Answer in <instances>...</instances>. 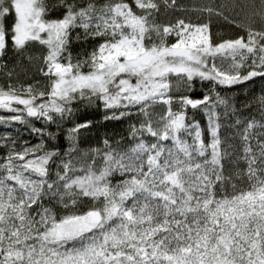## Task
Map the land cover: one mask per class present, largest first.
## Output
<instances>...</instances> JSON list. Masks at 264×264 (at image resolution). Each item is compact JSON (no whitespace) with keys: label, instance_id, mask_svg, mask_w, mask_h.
<instances>
[{"label":"snow or ice","instance_id":"snow-or-ice-1","mask_svg":"<svg viewBox=\"0 0 264 264\" xmlns=\"http://www.w3.org/2000/svg\"><path fill=\"white\" fill-rule=\"evenodd\" d=\"M163 4L182 10L177 0ZM160 7L0 0V125L37 138L20 129L0 136V264H264V95L259 118L235 121L236 159L246 164L239 188L224 174L233 154L221 136V116L236 109L218 90L264 79V0L196 9L248 21L246 35L219 42L210 21L158 23ZM34 44L45 53L43 90L13 83L8 64L9 53L23 58ZM174 82L207 90L202 99L176 95ZM78 105L100 109L104 121L136 117L130 142L105 138L81 151L92 121H73ZM189 107L203 112L206 129ZM62 137L67 150L53 143ZM84 198L91 206L81 211Z\"/></svg>","mask_w":264,"mask_h":264},{"label":"trees","instance_id":"trees-1","mask_svg":"<svg viewBox=\"0 0 264 264\" xmlns=\"http://www.w3.org/2000/svg\"><path fill=\"white\" fill-rule=\"evenodd\" d=\"M160 3V12L157 14V21L160 24L175 23L177 19H184L186 22L191 21L192 23H208L210 21V30L213 39L217 42L225 39H234L241 35H246L244 32V27L247 26L248 21L241 16H235L231 12H226L225 14L229 16L230 19H235L236 24L242 25V27H237L236 24L229 23L222 17L212 15L209 17L207 13H201L196 11V9L204 5H219L224 4H234L236 2L244 3L245 0H177V4L182 10H174L171 8L165 9L163 0H158ZM258 26V25H257ZM174 42V41H173ZM79 51V48L74 50ZM44 49L38 44L31 45L28 50L24 53L23 58H17L12 53H9L8 64L9 68L14 70L13 83L17 85H28L33 84L38 89H45L47 85V79L42 76L39 72V68L42 67V56L44 55ZM6 76L3 72H0V84L6 82ZM39 81L37 84L36 82ZM179 87V91L175 92L176 95L185 94L189 95L193 99H202L204 92L207 90V82L204 86L199 83L191 91H186L183 86H178L175 82L173 83L174 90ZM221 95L228 97L236 112L229 110L228 115L221 116V136L224 140L228 151L232 153L231 163H225V176H230L233 182L237 184V187H245L246 184L243 180H237L236 177L240 173V170L246 168V164L243 160L237 161V157L242 155V143L239 140L237 133V128L235 127V121L237 119L245 120L249 114L257 116L259 118V111L257 107V98L264 95V79L259 77L254 78L251 81H247L241 85H235L229 88L218 89ZM246 105H252L251 109L246 107ZM78 111L73 117L75 123H83L87 120L92 121V125L87 129H82L79 134V148L81 151H88L91 148L103 147V140L105 138H111V142L121 141L123 138V143L127 144L130 142V137L128 136L129 124L136 122V117L131 120L125 119L123 121H104L103 112L94 106L78 105ZM165 110V106L162 104H157L155 106V113H162ZM173 110H178L177 106L174 105ZM218 111L223 112V109H218ZM243 113V115H239ZM187 114L189 117H194L200 122L201 127L206 129L207 120L203 112L199 109H187ZM0 115H7L3 110H0ZM72 122H66L65 128L70 127ZM40 124L37 123V127ZM17 129H20V134L24 139H28L35 143L37 138L35 136L29 135L26 131L22 129V126L15 124L11 127H6L0 125V136L5 134H11L16 136ZM52 131H56V127L53 125ZM191 142V141H189ZM53 143H61L64 149L68 148V140L61 138L59 141H53ZM229 191L231 188L229 187ZM91 206V201L88 198H84V205L81 207V211L87 210Z\"/></svg>","mask_w":264,"mask_h":264}]
</instances>
